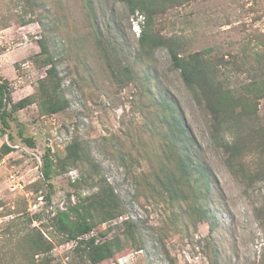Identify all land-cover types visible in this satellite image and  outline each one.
<instances>
[{"label":"rangeland","instance_id":"rangeland-1","mask_svg":"<svg viewBox=\"0 0 264 264\" xmlns=\"http://www.w3.org/2000/svg\"><path fill=\"white\" fill-rule=\"evenodd\" d=\"M133 20L140 26L141 17L132 15L122 0H0V78L9 83L13 102L34 94L46 75L38 59L43 39L61 77V93L69 101L65 111L49 116L31 105L14 116V141L0 134V255H15L16 250L14 242L5 241L3 225L14 217L39 214L41 221L32 227L53 241L55 264H82L73 252L76 243L64 242L54 221L55 214L66 211L79 195L91 193L88 186H75L80 168H58L57 158L64 159L66 148L77 141L99 164L124 212L94 231L103 242L119 237L123 246L113 259L100 264H260L264 236L254 210L264 198V188L250 191L231 174L224 151L211 141L208 112L196 103L165 48L157 50L145 68L157 94L182 110L195 141L193 157L213 174L206 204L214 220L189 224L185 203L176 208L165 194L138 191L119 161L120 148L131 149V130L143 138V107L149 105L142 81L129 84L109 72L112 67L124 77L126 68L138 64L140 36ZM160 22L159 31L181 41L185 51L214 47L220 55L241 59L264 50V0H199L171 11ZM97 38L108 64L98 51ZM248 76L243 73L233 81ZM20 132L32 138V146ZM5 144L11 150L6 155ZM48 149L56 164L50 203L42 172ZM149 167L144 163L141 168ZM8 211L9 217H1ZM19 224L17 229L23 227L21 221L13 223ZM12 256L5 263L20 264Z\"/></svg>","mask_w":264,"mask_h":264},{"label":"trees","instance_id":"trees-1","mask_svg":"<svg viewBox=\"0 0 264 264\" xmlns=\"http://www.w3.org/2000/svg\"><path fill=\"white\" fill-rule=\"evenodd\" d=\"M132 15L142 17L139 38L137 65L125 69L120 77L111 67L113 78L127 83L141 82L143 96L149 105L143 107V138L131 130L127 141L131 149L122 147L117 152L121 164L131 174L133 185L138 191L155 192L168 196V203L178 208L185 203L189 224L211 223L215 215L208 204L211 200L213 174L205 164H199L194 154L195 141L189 130L182 110L174 102L160 97L154 90L147 75L145 65L161 48L167 49L172 65L180 71L181 78L196 103L210 116L211 141L226 155L225 163L233 176L246 185L248 190L259 191L264 188V116L260 115L264 102V50L253 55H244L241 59L220 55L219 50L208 47L199 51H185L182 42L163 35L158 24L171 11L199 0H122ZM101 40L97 38L98 51L108 64L107 57L101 51ZM38 59L46 75L38 82L34 94L13 102L9 83L0 78V134L8 135L12 141L11 123L21 110L36 104L42 116L55 115L69 107V101L62 92V80L54 63L50 46L43 39L39 41ZM248 73L246 80L233 81L234 76ZM141 77H146L141 80ZM20 137L33 145L32 138ZM141 147V148H139ZM9 147L5 144L2 152L6 155ZM42 172L48 182L45 196L50 203L55 192L50 182L55 173L54 156L48 149L43 157ZM58 168L62 171L74 168L81 173L75 185L88 186L89 195L78 196V200L66 211L54 216L55 226L64 242H75L73 250L82 264H100L113 259L123 250L120 238L101 241L94 235L85 239L104 222L115 220L124 215L119 196L113 186L101 174L99 164L86 148L74 141L66 148L64 159L57 158ZM150 165L149 169L141 168ZM44 199V198H43ZM11 211L1 217H9ZM254 215L264 236V198L255 207ZM21 221L23 227L13 223ZM41 221L39 214L18 216L9 219L2 230L7 242L16 244L14 251L0 255L4 263L9 254L12 260L20 264H55L54 243L33 223ZM16 229V230H15ZM5 264H8L5 263ZM264 264V250L260 259Z\"/></svg>","mask_w":264,"mask_h":264},{"label":"built area","instance_id":"built-area-1","mask_svg":"<svg viewBox=\"0 0 264 264\" xmlns=\"http://www.w3.org/2000/svg\"><path fill=\"white\" fill-rule=\"evenodd\" d=\"M142 19V17H141ZM133 30L134 32L140 36L141 34V26H139V24H137V22H135V20H133ZM95 235L94 232H92L90 235L86 236L85 239H88L89 237H93Z\"/></svg>","mask_w":264,"mask_h":264}]
</instances>
